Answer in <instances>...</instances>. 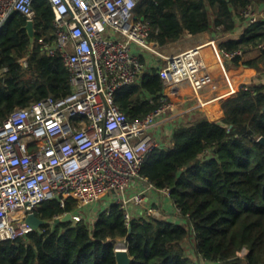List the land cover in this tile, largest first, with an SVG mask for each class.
I'll return each instance as SVG.
<instances>
[{
  "label": "trees",
  "instance_id": "obj_1",
  "mask_svg": "<svg viewBox=\"0 0 264 264\" xmlns=\"http://www.w3.org/2000/svg\"><path fill=\"white\" fill-rule=\"evenodd\" d=\"M251 5L259 8L264 0H144L136 15L149 22L151 39L160 48L185 35L212 32L221 37V50L245 53L264 43V19L232 35ZM34 8V43L20 12L0 29V68L8 69L0 74V125L17 108L72 92L63 58L42 54L43 43L55 38L52 6L35 0ZM261 51L262 58L246 62L247 68L264 70ZM164 92L158 70L146 71L139 82L120 89L116 101L134 120L154 111ZM262 137L264 83L242 86L214 119L201 113L187 117L167 147L155 149L143 165L142 174L158 189H171L170 199L184 221L153 216L128 224L117 204L91 219L74 200L64 208L58 199L50 200L36 210L46 221L40 230L0 242V264H117L121 241L133 264H264ZM65 214L81 219L57 223Z\"/></svg>",
  "mask_w": 264,
  "mask_h": 264
},
{
  "label": "built area",
  "instance_id": "obj_2",
  "mask_svg": "<svg viewBox=\"0 0 264 264\" xmlns=\"http://www.w3.org/2000/svg\"><path fill=\"white\" fill-rule=\"evenodd\" d=\"M143 1L48 0L55 38L43 43L42 54L63 58L72 92L17 108L0 125V242L33 231L27 217L55 199L63 208L74 200L81 211L105 201L117 204L128 224L165 214L152 194L170 199L171 189H158L142 174L150 153L166 147L153 129L173 106L171 96L178 87L187 83L200 97L213 76L202 47L171 57L162 52L151 39L149 22L136 15ZM34 2L0 0V29L14 12L36 24ZM242 17L250 25L264 19V12L251 5ZM258 48L264 50V43ZM221 52L230 61L244 56L242 50ZM146 54L161 59L157 69L165 92L154 111L132 120L116 97L147 71ZM24 65L29 66L27 59ZM7 71L0 68L1 75ZM171 215L177 222L186 219L176 205ZM118 245L128 248L126 241Z\"/></svg>",
  "mask_w": 264,
  "mask_h": 264
},
{
  "label": "crops",
  "instance_id": "obj_3",
  "mask_svg": "<svg viewBox=\"0 0 264 264\" xmlns=\"http://www.w3.org/2000/svg\"><path fill=\"white\" fill-rule=\"evenodd\" d=\"M255 9L264 12L263 5H260L259 8L255 7ZM245 27L243 22H239L232 35H241ZM220 39L221 37H218L216 33L204 32L197 35H185L179 41L161 48L166 56L171 57L195 47H202L203 60L213 76L212 84L200 94V97L194 95L192 88L187 83L178 87L172 94L173 106L152 132L166 147L176 128L187 117L191 118L195 113H201L214 119L222 111V104L236 96L242 86L264 83V70L256 72L254 69L247 68L245 64L248 61H259L263 52L259 48H253L245 52L239 63L235 64L222 55L219 46ZM143 59L147 66V72L158 70V65L161 63L160 58L146 54L143 55ZM228 63L231 67L228 66ZM260 67L264 69V64L260 63ZM152 202L161 204V208L165 211L163 216L177 223L178 217L171 215L175 211V204L172 200L165 199L162 195L152 194Z\"/></svg>",
  "mask_w": 264,
  "mask_h": 264
},
{
  "label": "water",
  "instance_id": "obj_4",
  "mask_svg": "<svg viewBox=\"0 0 264 264\" xmlns=\"http://www.w3.org/2000/svg\"><path fill=\"white\" fill-rule=\"evenodd\" d=\"M144 20V18H142ZM27 29L30 33L32 43H34L35 40V23L33 21H29L27 25ZM34 45V44H33ZM259 142L264 144V137L259 139ZM73 215L72 214H67L64 217L58 219L56 222L59 223L61 221H71L73 220ZM26 222L32 226L34 230H40L41 227L46 223L44 219H41L40 217L37 216L36 213L30 214ZM116 259H117V264H133L134 259L131 257L128 248H116Z\"/></svg>",
  "mask_w": 264,
  "mask_h": 264
},
{
  "label": "rangeland",
  "instance_id": "obj_5",
  "mask_svg": "<svg viewBox=\"0 0 264 264\" xmlns=\"http://www.w3.org/2000/svg\"><path fill=\"white\" fill-rule=\"evenodd\" d=\"M101 203H96L93 205H89L86 208H84L83 211L87 212L89 214V217L91 219L95 218L98 216V213H100L101 211H103L104 209H106L107 207H109V205H106V201Z\"/></svg>",
  "mask_w": 264,
  "mask_h": 264
},
{
  "label": "bare ground",
  "instance_id": "obj_6",
  "mask_svg": "<svg viewBox=\"0 0 264 264\" xmlns=\"http://www.w3.org/2000/svg\"><path fill=\"white\" fill-rule=\"evenodd\" d=\"M117 247L121 249L123 246L122 245H118Z\"/></svg>",
  "mask_w": 264,
  "mask_h": 264
}]
</instances>
